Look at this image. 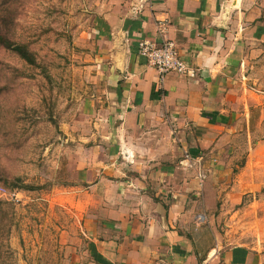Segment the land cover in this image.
Here are the masks:
<instances>
[{"label": "crops", "instance_id": "1", "mask_svg": "<svg viewBox=\"0 0 264 264\" xmlns=\"http://www.w3.org/2000/svg\"><path fill=\"white\" fill-rule=\"evenodd\" d=\"M163 19L189 72L161 80L137 41H160ZM104 21L68 264H264L263 248L223 245L211 227L219 177L264 128V0H118ZM245 153L240 176L254 159Z\"/></svg>", "mask_w": 264, "mask_h": 264}, {"label": "rangeland", "instance_id": "2", "mask_svg": "<svg viewBox=\"0 0 264 264\" xmlns=\"http://www.w3.org/2000/svg\"><path fill=\"white\" fill-rule=\"evenodd\" d=\"M117 1L0 0V264H68L80 241L78 174L92 159L98 118L96 43ZM239 144L216 184L211 227L223 245L264 249V128ZM248 147L250 174L240 176ZM233 187L244 188L229 199Z\"/></svg>", "mask_w": 264, "mask_h": 264}, {"label": "built area", "instance_id": "3", "mask_svg": "<svg viewBox=\"0 0 264 264\" xmlns=\"http://www.w3.org/2000/svg\"><path fill=\"white\" fill-rule=\"evenodd\" d=\"M167 25L165 19L156 23L157 33L162 37L160 41L145 39L137 41L138 54L146 60L147 65L156 69L161 80L170 73L184 75L189 72L188 65L179 58L175 44L163 38Z\"/></svg>", "mask_w": 264, "mask_h": 264}, {"label": "trees", "instance_id": "4", "mask_svg": "<svg viewBox=\"0 0 264 264\" xmlns=\"http://www.w3.org/2000/svg\"><path fill=\"white\" fill-rule=\"evenodd\" d=\"M5 45L7 46V48L12 49L14 52H16L18 55H20L23 59L29 60L27 54L25 53V51L22 47L17 46V45L13 46L9 43H7V44L5 43Z\"/></svg>", "mask_w": 264, "mask_h": 264}]
</instances>
